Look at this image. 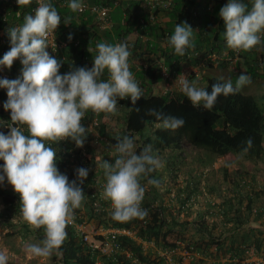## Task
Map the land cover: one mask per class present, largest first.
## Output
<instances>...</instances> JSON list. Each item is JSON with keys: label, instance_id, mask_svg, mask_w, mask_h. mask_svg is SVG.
I'll return each instance as SVG.
<instances>
[{"label": "trees", "instance_id": "1", "mask_svg": "<svg viewBox=\"0 0 264 264\" xmlns=\"http://www.w3.org/2000/svg\"><path fill=\"white\" fill-rule=\"evenodd\" d=\"M164 1H168L167 6L157 0H80L89 5L100 3L110 8L108 13L111 24L104 25L87 8L72 12L67 7L70 0H50L60 14L61 24L50 35L46 50L63 62L60 74L80 67L91 69L93 58L97 55L96 45L100 42L112 45L126 43L131 52L128 60L130 71L142 90V97L135 105L130 97L118 100L115 115L106 118L104 113L97 115L88 111L82 120V125L88 129L83 147H77L71 141L49 142V146L57 153L58 170L67 175L69 182L75 181L85 194L82 206L74 210L75 219L66 229L67 238L59 254L54 252L50 256L53 264H94L96 260L101 264H169L166 256L161 253L163 250L169 252L172 264H183L186 256L181 251L184 249L188 251L187 264H264L263 191L249 170H229L226 164L219 168L222 172L221 183L227 186H224L226 191L218 204H207L211 208L207 214H215L211 220L206 218L204 212L191 217L190 210V201L200 191L199 180L201 174L205 173L201 166L206 164V156L197 158V163L187 168L190 178L185 179L183 185L162 186L167 182V177H178L177 158L182 155L183 141L203 150L208 156L240 155L253 163L262 160L264 104L259 103L258 96L246 93L247 85L242 87L245 92L240 90L228 96L221 94L210 110L202 104L193 107L181 90L155 93L152 87L162 79L159 64L176 77L181 73L184 63L192 67L202 64L204 69H228L234 57L237 58L233 63L236 69H229L226 80L233 83L244 73L251 77V81L264 83V33L260 34L262 43L253 49L232 50L227 47L224 22L219 16L220 9L228 0ZM241 2L250 10L254 0ZM37 7L34 0L27 4L17 3V0H0V59L10 50L8 29L22 25L24 17L34 14ZM151 12L153 20L148 17ZM182 22H186L193 30L191 42L194 47L186 49L185 55L180 57L168 41L175 25ZM133 31L137 36L132 42L127 35ZM225 51L229 59L223 55ZM211 54L215 55L214 60ZM241 63L244 70L238 71ZM21 69L22 64L17 59L11 69L0 66V76L17 79ZM193 76L195 72L190 71L188 78ZM108 77L105 70L101 79L107 80ZM202 79L204 85L201 88L209 92L213 84L225 83L213 75H205ZM7 99V89L0 88V132L5 135L9 133L8 125L11 123L10 110L6 111L3 107ZM149 109H156L165 116L182 118L184 126L177 130L164 129L159 126L161 121L148 115ZM114 117L122 125L116 130L111 128V121L117 122ZM94 118L98 120V125L93 126L92 130L89 124ZM95 133L102 143L107 141L114 145L117 137L127 135L134 138L138 143L135 146L137 154L145 146L151 145V154L163 162L161 169L140 181L145 187L141 207L148 211L143 220L134 218L117 221L112 218L111 202L102 196L106 178L100 165L103 160L114 163V156H110L106 149L95 146ZM249 139L252 141L250 148L246 143ZM3 163L0 160V175H3ZM81 167L88 169V176L82 184L77 175V169ZM196 176L197 180L194 181ZM150 178L157 179L159 187L149 185L147 180ZM160 187L166 189L167 193L174 191L172 200L176 204L165 202ZM207 190L215 191V185L208 186ZM0 201L3 204L0 210L3 223L12 227L15 219L17 233L22 240L29 245L35 241L41 244L44 239L43 228L33 230L25 222L20 198L6 178L0 183ZM213 208L216 211L213 212ZM78 222L88 224L87 233H91L89 226L130 227L136 231L138 239L120 236L113 251L105 253L90 247L84 240L87 233L75 228ZM11 233L12 230L8 235ZM99 238L98 234H90L91 241ZM143 242H152V245L145 246ZM251 254L259 259L248 260Z\"/></svg>", "mask_w": 264, "mask_h": 264}, {"label": "clouds", "instance_id": "2", "mask_svg": "<svg viewBox=\"0 0 264 264\" xmlns=\"http://www.w3.org/2000/svg\"><path fill=\"white\" fill-rule=\"evenodd\" d=\"M165 2L168 4V1ZM17 3L27 4L31 0H17ZM36 3L38 7L34 14L26 15L22 25L8 29L10 50L0 59V66L8 69L17 59L22 64L19 78L0 76V88L7 89L8 98L3 107L11 114L9 133L0 132V160L4 162L0 183L6 178L18 194L22 216L29 227L44 230L41 244L29 245L27 253L32 257H50L54 252L59 254L67 238L66 229L75 219L74 210L82 206L85 194L75 181L69 182L67 175L58 170L57 153L49 142L71 141L77 147H83L88 129L82 125V120L88 111L97 115L104 113L106 118L115 115L118 100L130 97L135 105L142 97V90L130 71L128 60L131 52L126 43L112 45L100 42L96 45L97 55L93 58L91 69L80 67L60 74L63 62L46 50L50 34L61 24L60 14L50 0H36ZM67 7L77 12L82 10L83 5L80 0H70ZM219 16L224 22L228 48L249 51L262 43L264 0H254L250 10L241 0H228L220 9ZM148 17L153 20V13ZM67 23L66 20L65 25ZM133 32L136 38L137 33ZM192 35L193 30L186 22L175 25L168 43L176 55L183 57L186 49L194 47ZM223 55L229 59L226 51ZM210 57L215 59L214 54ZM231 61L227 68L235 70V60ZM184 65L190 66L187 63ZM201 65L190 66L191 71H197V66L200 68ZM105 70L109 77L102 80ZM161 82L162 79L153 84L155 93L166 92L162 91ZM179 83L181 92L193 107L202 104L210 110L221 94L238 93L251 83V77L241 73L235 86L231 80L215 83L210 92L197 87L196 81L189 82L186 75L179 76ZM174 90H178L175 85L167 91ZM148 115L161 121L159 126L164 129L177 130L185 123L182 118L165 116L156 109H149ZM97 125L98 120L94 118L89 127L93 130V126ZM99 138L95 133V146L99 144L102 150L106 149L110 156H114V163L103 160L100 165L106 178L102 196L111 202L112 218L117 221L143 220L148 211L141 207L145 187L140 181L161 169L163 162L151 154V145L137 154L134 138L127 135L117 137L115 145L107 141L102 143ZM246 143L250 148L251 139ZM77 175L82 184L88 176V169H77ZM147 183L159 187L155 178L148 179ZM170 193H173L172 197ZM174 195L173 190L167 193L169 202L173 201ZM143 244L152 245V242ZM184 250L185 253L182 250L181 254L187 257L188 251ZM7 261L8 256L0 251V264H7Z\"/></svg>", "mask_w": 264, "mask_h": 264}, {"label": "rangeland", "instance_id": "3", "mask_svg": "<svg viewBox=\"0 0 264 264\" xmlns=\"http://www.w3.org/2000/svg\"><path fill=\"white\" fill-rule=\"evenodd\" d=\"M128 40L134 41L135 33H131L127 35ZM237 58H233L232 60H236ZM197 66V71L195 72V76H193L191 79L188 78V75L190 74V71L193 70L190 66L184 65L183 74L187 76V79L189 82L196 81L197 87H200L204 85V79L201 80L202 77H205V75H213L216 77L221 78L223 81L227 82L226 76L227 72H229L228 69H204L203 65ZM244 70V65L239 66L238 71ZM198 74V77L196 76ZM232 79V77H231ZM233 81V83H235ZM246 89L248 90L246 93H251L259 97V103L264 104V83L259 81H251L250 84H247ZM250 90V91H249ZM242 92L243 89H241ZM115 120L111 121V128L116 130L118 127H121V121L118 122V118L114 117ZM135 146L138 145L137 141H134ZM99 146V144H97ZM178 152V151H176ZM181 157L178 156V171L177 174L178 177L173 179L171 177H167V182L162 186H175L177 184L183 185L185 179L190 178L189 174H187V168L190 165H195L197 163V158L199 157H207V162L203 166H201L205 173L201 174L200 180H199V189L200 191L196 194V198H193L190 201V210H191V217L197 216V213H205L206 218L208 220H211L212 218H215V214H207L211 208L207 206L208 203H216L222 199V194L225 193V187L227 186L222 182V172L219 170V168L226 164L228 166V169H234V168H240V169H247L251 174L255 175L256 182L258 186H261V189L263 191V195L261 196L262 200L264 201V158L258 162H250L248 159H246L243 156L240 155H228V156H208L207 153H205L201 149L194 148L186 141H183L181 146ZM197 170V169H196ZM196 173V172H195ZM197 180V176L194 177V181ZM220 183L222 186H220ZM215 185V191L209 192L207 190L208 186ZM161 188V189H160ZM160 193L163 192L164 200L165 202L168 201L166 198L167 192L166 189L160 187ZM223 190V191H222ZM174 204H176V201H172ZM3 204L0 201V210L2 209ZM213 212L216 211L214 208L212 209ZM14 224L13 226H8L3 223V220L0 218V251L5 252V254L8 256L7 264H53V261L51 257H32L27 253V247L29 246L27 241L22 240L18 236V225L15 222V219L13 220ZM11 235L8 233L11 232ZM15 233V234H14ZM13 234V235H12ZM17 234V235H16ZM34 244L39 245L38 241H35ZM185 253V250H183ZM248 260L250 259H259L254 254H251L250 257H247ZM188 259L187 257L184 258L183 264H187Z\"/></svg>", "mask_w": 264, "mask_h": 264}, {"label": "built area", "instance_id": "4", "mask_svg": "<svg viewBox=\"0 0 264 264\" xmlns=\"http://www.w3.org/2000/svg\"><path fill=\"white\" fill-rule=\"evenodd\" d=\"M161 5H166L167 2L164 0H157ZM36 2V0H34ZM83 5V9H89L91 12H94L96 16L102 20V23L104 25H110L111 21L109 18V7L100 3H93V4H87L86 2H81ZM51 35V34H50ZM50 38V36H49ZM52 44V41L50 42ZM160 73L162 76V82L159 83V85L162 87V91L165 92L171 88L176 86L178 90H180L181 85L179 83V76L184 75L183 73L179 74L176 77H173L165 67L160 66ZM170 196H173V193H170ZM111 206V205H110ZM112 207V206H111ZM75 228L78 230H81L82 232H86V229L88 228L87 225H84L83 223H76ZM89 231L91 233H87L84 235V240L89 243L90 247L92 249H99L102 252L108 253L113 251V249L117 246V238L120 236H128L134 239H138L136 237V231L130 227H100V228H93V226H89ZM90 234H98L100 236L99 239L91 241ZM162 254H164L169 262V264H172L171 258L169 256V252L167 250L161 251ZM94 264H101L99 260H96Z\"/></svg>", "mask_w": 264, "mask_h": 264}]
</instances>
